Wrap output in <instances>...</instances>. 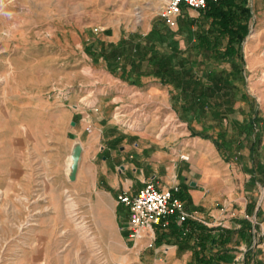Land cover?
<instances>
[{
	"label": "crops",
	"instance_id": "crops-1",
	"mask_svg": "<svg viewBox=\"0 0 264 264\" xmlns=\"http://www.w3.org/2000/svg\"><path fill=\"white\" fill-rule=\"evenodd\" d=\"M128 1L120 0V8H124ZM133 1L142 20L140 26L143 30L139 31L146 34L153 20L160 15L159 0H141L150 4L151 13L140 8V0ZM248 5L252 15L243 48L247 78L250 75L252 80L247 90L255 97L262 118L258 125L260 142L254 152L244 148L237 158L227 160L210 139L192 135L187 122L178 116L176 119L148 116L146 120L135 122L128 105L132 97L152 101L155 113L165 107L173 109L176 116V110L169 105L168 93L162 92L157 84L149 85L146 91L134 90L133 87L138 85L132 84V87L115 90L113 87L101 90L56 88L37 103L32 95H25L12 108L15 112L10 113L9 121L15 123L14 130L21 122L18 126L19 130L23 126V140L41 145L40 165L32 163L25 170L10 171V176L15 177L10 178V182H16V176L23 173L29 181L39 178L42 189L48 190L49 142L52 143L54 135L59 137V154L62 153L64 169L72 145L78 140L82 146L80 165L75 180L64 190L72 195L74 209L80 216L95 225L97 236L106 240L107 247L118 246L122 250L138 247L140 253L145 241L134 244L127 237L125 225L129 213L117 201V196L122 192L134 194L145 182L153 180L161 188L178 185L176 195L182 196L181 201L187 209L184 208L196 212L198 219L192 220L207 227L223 226L233 230L232 241L226 245L231 250L221 264L235 263V249L251 239L253 243V229L257 242L246 253L245 264H264V114L260 107V102L264 101V0H249ZM182 9L190 17L198 15L196 9L186 6ZM136 30L131 28L130 32ZM119 39L120 35L116 33L115 39L110 41ZM91 45L92 52L99 49L97 41ZM143 81L137 88L143 85ZM105 98L108 101L103 102ZM239 105L237 102L236 106ZM14 140L22 141V138ZM33 150L32 158H37L38 151ZM181 156H187V159ZM63 174L64 180L68 181L64 171ZM243 223H251L252 228L242 238L237 230ZM156 228L157 225L154 227L155 240ZM190 243L193 245L194 240L191 239ZM158 246H163L167 257L176 259L175 264H190L193 247L178 253V244L168 236ZM148 251L154 253L155 250ZM115 255L123 261L130 257L122 252Z\"/></svg>",
	"mask_w": 264,
	"mask_h": 264
},
{
	"label": "rangeland",
	"instance_id": "rangeland-1",
	"mask_svg": "<svg viewBox=\"0 0 264 264\" xmlns=\"http://www.w3.org/2000/svg\"><path fill=\"white\" fill-rule=\"evenodd\" d=\"M130 2L120 8V0H0V264L176 262L175 258L166 256L163 246L147 247L143 242L140 253L138 247L130 250L107 247L106 240L97 236L95 225L84 220L74 209L72 195L64 189L75 180L80 165L82 152L74 178L70 179L75 143H79L82 149L78 140L72 145L64 169L62 153L59 154V137L54 135L52 143L49 142L48 190L42 189L39 178L29 181L23 173L16 176V182H10V178H15L10 176V171L25 170L32 163L40 165L41 144L25 142L23 126L19 130L21 122L14 130L15 123L9 121L18 100L32 95L37 103L56 88L101 90L113 87L115 90L132 87L126 76L111 74L107 63L90 53L92 42H117L110 41L115 39L116 33L122 38L132 33L131 28H136V33L144 35L140 33L143 30L140 13H136L134 1ZM138 4L149 13L153 10L148 6L150 4L141 0ZM170 27L174 29L176 26ZM177 38L184 47L182 38ZM143 80V85L133 87L134 90L146 91L149 85L157 84L162 92L168 93L171 105L170 96L174 90L171 86L159 84L156 78L145 77ZM247 80V88H250L252 77L249 75ZM106 101L105 98L103 102ZM128 103L135 122L146 120L148 116L158 115L162 119H176L178 116L173 105L176 116L173 109L165 107L153 112V103L148 99L142 101L132 97ZM260 107L264 114V101L260 102ZM192 124L201 129L200 122L194 120ZM14 138H22V141ZM33 149L38 151L37 158H32ZM63 171L68 181L64 180ZM240 247L235 249L234 264L245 262L248 247L246 243ZM150 249L156 254L149 253ZM120 252L129 254V259H118L115 254Z\"/></svg>",
	"mask_w": 264,
	"mask_h": 264
},
{
	"label": "trees",
	"instance_id": "trees-1",
	"mask_svg": "<svg viewBox=\"0 0 264 264\" xmlns=\"http://www.w3.org/2000/svg\"><path fill=\"white\" fill-rule=\"evenodd\" d=\"M248 2L207 0L196 17L182 9L176 17V29L158 16L146 34L132 32L115 43L100 41L99 50L90 53L102 57L110 73L126 76L132 85H141L146 77L171 86V105L179 119L187 122L191 134L210 139L225 159L237 158L242 149L252 153L258 147L262 121L256 99L247 90L243 43L252 15ZM194 120L200 122L201 129L193 126ZM249 228L251 223H243L237 232L243 238ZM156 229L154 245L168 236L178 244V253L193 247L190 264L226 261L231 250L226 245L234 233L191 218L178 224L175 215L167 218V224L162 220ZM250 242H246L248 250L252 239ZM214 247L219 248L212 251Z\"/></svg>",
	"mask_w": 264,
	"mask_h": 264
},
{
	"label": "built area",
	"instance_id": "built-area-1",
	"mask_svg": "<svg viewBox=\"0 0 264 264\" xmlns=\"http://www.w3.org/2000/svg\"><path fill=\"white\" fill-rule=\"evenodd\" d=\"M207 0H159L160 15L170 26L176 25V17L181 14L182 6L193 9H201ZM187 159V156H181ZM178 185L161 188L153 180H148L134 194L122 192L118 194L117 201L123 204L128 215L125 228L127 237L135 244L144 240L147 247L155 242L154 227L162 220L167 224V218L176 216V222L180 224L186 218L198 219L196 212H187L181 199L176 195ZM256 231L253 229V243L257 242Z\"/></svg>",
	"mask_w": 264,
	"mask_h": 264
},
{
	"label": "water",
	"instance_id": "water-1",
	"mask_svg": "<svg viewBox=\"0 0 264 264\" xmlns=\"http://www.w3.org/2000/svg\"><path fill=\"white\" fill-rule=\"evenodd\" d=\"M81 150L82 149H81L79 143L76 142L75 145H74L73 152H72V160H73V162H72V165L70 167V169H71V172H70V175H69L70 179L74 178V173H75L76 167L78 165L77 161H78V158H79Z\"/></svg>",
	"mask_w": 264,
	"mask_h": 264
}]
</instances>
